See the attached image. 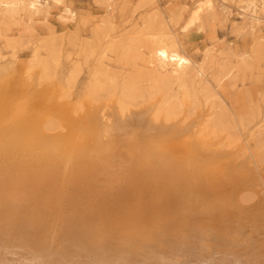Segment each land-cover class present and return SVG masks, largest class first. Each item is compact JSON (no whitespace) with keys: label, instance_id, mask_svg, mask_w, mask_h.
Returning <instances> with one entry per match:
<instances>
[{"label":"bare ground","instance_id":"6f19581e","mask_svg":"<svg viewBox=\"0 0 264 264\" xmlns=\"http://www.w3.org/2000/svg\"><path fill=\"white\" fill-rule=\"evenodd\" d=\"M7 3L16 2L0 1L6 19L48 15L38 0ZM211 5L201 1L183 30ZM104 31L89 49L80 108L62 101L80 86L73 50L60 49L73 62L58 74L70 85L62 99L43 86L45 67L0 69V264H264V242L222 224L235 197L216 191L220 177L258 181L248 159L237 160L246 141L220 122L223 112L195 117L210 101L201 102L202 67L150 23L145 65H134L145 54L131 46L126 61L139 69L114 70ZM103 91L105 102L93 103Z\"/></svg>","mask_w":264,"mask_h":264},{"label":"rangeland","instance_id":"374dc122","mask_svg":"<svg viewBox=\"0 0 264 264\" xmlns=\"http://www.w3.org/2000/svg\"><path fill=\"white\" fill-rule=\"evenodd\" d=\"M0 1L27 3L29 0ZM38 1L47 10L45 19L27 10L6 19L0 4V69L12 75L15 69L23 72V68L30 67L35 74H41L45 67L50 78L44 80L43 86L52 91L53 97L62 99V93L70 85L63 89L58 74L61 66L73 62L63 60L60 49L73 50L74 61L79 63L80 86L72 88L74 94L62 101L66 100L76 109L85 99V93L77 92L83 89L88 66L94 59V55L88 56L89 49L97 47L104 30L110 36L108 40L115 43V48L108 51L111 68L130 73L139 69L134 65H145L148 36L144 29L147 25L154 24L161 32L175 37L180 50L202 67L203 82L197 84L202 86L204 93L201 102L210 97L202 110L201 103L198 104L195 117L207 114L205 111L211 108L216 114L223 112L220 122L232 125L233 131L246 141L237 160L248 159L253 168L251 177L258 181L252 185L254 181L248 182L244 176H234L236 179L230 182L224 174L220 177L223 182L216 191L222 197H235L233 204H225L230 218H222L223 227L240 233V239L264 242L261 232L264 209L262 202L257 203L259 199L264 202V0H211V8L203 11L200 21L186 31L183 29L190 14L203 0ZM131 46L145 54L143 59L136 58L134 65L125 58V51ZM106 98L107 91H103L97 101L92 102L99 104ZM58 108L59 103L54 108L55 113ZM50 117L60 122L59 118ZM253 204L257 214L249 211L248 207ZM212 212L217 211L209 214Z\"/></svg>","mask_w":264,"mask_h":264},{"label":"clouds","instance_id":"9594fccd","mask_svg":"<svg viewBox=\"0 0 264 264\" xmlns=\"http://www.w3.org/2000/svg\"><path fill=\"white\" fill-rule=\"evenodd\" d=\"M5 7L12 9V8H21V7H23V5L19 4V3H15V4L14 3H7V4H5ZM33 7H35V5H33Z\"/></svg>","mask_w":264,"mask_h":264}]
</instances>
